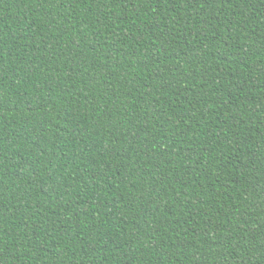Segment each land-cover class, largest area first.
Masks as SVG:
<instances>
[{
    "label": "trees",
    "instance_id": "1",
    "mask_svg": "<svg viewBox=\"0 0 264 264\" xmlns=\"http://www.w3.org/2000/svg\"><path fill=\"white\" fill-rule=\"evenodd\" d=\"M0 264H264V0H0Z\"/></svg>",
    "mask_w": 264,
    "mask_h": 264
}]
</instances>
